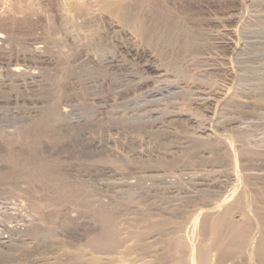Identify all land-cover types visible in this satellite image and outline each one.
<instances>
[{"label": "rangeland", "instance_id": "rangeland-1", "mask_svg": "<svg viewBox=\"0 0 264 264\" xmlns=\"http://www.w3.org/2000/svg\"><path fill=\"white\" fill-rule=\"evenodd\" d=\"M137 1L130 3L134 14L154 25L145 11L135 10ZM151 2L155 13L167 14L178 27L218 30L219 40L211 39L205 51L220 63L215 72L194 65L181 49L162 43L149 48L121 27L114 11L90 1L85 8L92 22L69 36L54 0H5L18 24L14 29L8 14L0 15V31L16 37L0 55V264H202V253L205 264H264V0ZM232 29L238 30L242 52L231 53L227 46ZM89 32L95 35L86 45ZM48 37L59 42L49 43ZM145 48L153 50V58ZM173 62L181 65L173 86L182 90V96H173L183 101L168 95L167 84L156 83V64L177 73ZM7 64L40 76L8 81ZM199 78L207 86L193 82ZM132 80L144 85L137 88ZM200 87L209 93L204 98L210 109L193 101L203 92ZM151 88L164 91L154 95ZM223 96H237L241 106L226 108ZM52 105L67 114L49 125L43 117ZM34 126L38 138L30 131ZM193 133L214 142V149L181 153ZM243 136L250 140L247 146ZM14 160H25L24 168ZM36 160L45 167L42 173ZM215 205L219 208L212 211ZM39 218L44 231L38 240L25 236L28 224ZM212 226H217L213 232Z\"/></svg>", "mask_w": 264, "mask_h": 264}, {"label": "bare ground", "instance_id": "bare-ground-1", "mask_svg": "<svg viewBox=\"0 0 264 264\" xmlns=\"http://www.w3.org/2000/svg\"><path fill=\"white\" fill-rule=\"evenodd\" d=\"M41 0H28V2L29 3H31V4H37V3H39ZM55 1V6H56V11H57V14H58V16H59V18H60V20H61V26H62V28H63V30L64 31H66L67 32V34L69 35V36H76V35H78V34H80V31H81V28H83V26H85V25H87V24H90L91 22H92V17L90 16V13L88 12V10L85 8V3L86 2H88V1H90V3H93V4H95L97 7H104V8H106V9H110V10H112V11H114V13H116V16H117V20H118V22H119V24L121 25V27H124V28H129L130 30H133L134 31V34H136L137 35V37H139V38H141L142 40H144L146 43H147V46L150 48V47H154L157 43H162L163 44V46H166V47H171V48H178V50L179 49H181V51H182V53H188V55L190 54V56H188V57H190V60L194 63V65H195V63H201V64H199V65H201V66H206L207 68H208V70H210V71H214L216 68H214V67H216V65L217 64H220V63H216V59L214 58L215 57V55H214V57L213 56H210L211 54H212V52H211V54H205V51H208V48L207 47H209V45L211 46V44L209 43L210 42V40L211 39H213L212 40V43H213V41L215 40V39H218L219 40V35H218V33H217V35H215L216 34V32L218 31H216L215 32V34H214V32L212 33V32H207V31H199V30H197L196 28H194V27H188V26H186V25H181L180 27H178V25H179V23H176V22H171L170 21V18H169V16L167 15V14H165V13H155L154 11H153V6H152V2H151V0H138L137 2H136V6H135V10H142V11H145L147 14H145V17H148L151 21H153L154 22V25H149L147 22V24L145 23V20L144 19H142L141 17H138V14H134V9L131 7V5H130V3H131V1L132 0H86L85 2L84 1H80V2H77L76 0H54ZM235 1V0H234ZM261 1V0H260ZM249 2V1H248ZM252 3H254V2H252ZM255 3H256V1H255ZM10 10L6 7V4H5V0H0V15H6L7 16V14H8V18L12 21V27H14V29H15V27H16V25L18 24L17 23V17H15V16H12V15H10V12H9ZM245 11V10H244ZM255 11V10H254ZM257 11V10H256ZM241 12V11H240ZM258 13V12H257ZM236 14V13H235ZM230 15H232V14H230ZM237 16L239 15L238 13L236 14ZM258 15V14H257ZM241 16V15H240ZM255 16V15H254ZM5 17V16H4ZM228 17H229V15H228ZM228 17H227V21H228ZM239 17V16H238ZM238 17H236L234 14H233V16H232V18H234V19H238ZM231 18V17H230ZM239 18H241V21H242V19L244 18H242V17H239ZM247 18V17H246ZM220 19V18H219ZM226 19V18H225ZM245 19V18H244ZM243 19V20H244ZM218 20V19H217ZM216 20V22H214V23H217L218 21ZM222 20H224V19H222ZM239 20V19H238ZM263 20V19H262ZM30 21H31V19H29V18H26L24 21H23V27H29V25L31 24L30 23ZM221 21V20H220ZM226 21V20H225ZM230 21V20H229ZM236 21V23H237V20H235ZM247 21V20H246ZM251 21V20H250ZM33 23V22H32ZM219 23V22H218ZM239 23V22H238ZM244 23H246V22H244ZM247 23H248V21H247ZM242 24V23H241ZM242 25H247V24H242ZM257 25V24H256ZM19 26V25H18ZM222 26V25H221ZM237 26H238V24H237ZM237 26L236 27H234V28H237ZM243 26V27H244ZM22 27V26H21ZM239 27V26H238ZM20 28V27H19ZM229 28H231V27H229ZM242 28V27H241ZM16 29H17V27H16ZM225 29H226V27H225ZM228 30V29H227ZM239 30H240V28H239ZM15 31V30H14ZM93 31V30H92ZM224 31H226V30H224ZM23 32V31H22ZM65 32V33H66ZM227 32V31H226ZM240 33H241V31H240ZM15 34V33H14ZM14 34H12V35H14ZM219 34H221V33H219ZM227 34H228V36L230 37V41L228 40V39H225V41L226 40H228L229 41V43H227V46L229 47V49H230V51H232L231 53H234V52H237L240 48L238 47V38H237V36H238V30L237 29H232V30H229L228 32H227ZM226 34V35H227ZM242 34V33H241ZM249 34V33H248ZM253 34V33H252ZM93 35H95V32H89V34H88V36L85 38V43L84 44H86V45H89V44H92V39H93ZM222 36V35H221ZM226 37V36H225ZM224 37V38H225ZM228 37V38H229ZM223 38V37H222ZM222 38L220 39V40H222ZM223 38V39H224ZM245 38V37H244ZM16 39V37H15V35L14 36H12L11 37V35H9L8 36V34H6V33H4V32H2V31H0V55L1 54H3L5 51H4V48H3V45L5 44V43H7V42H9L10 40H15ZM240 39V38H239ZM32 40H34V39H32ZM42 40V39H41ZM48 41L47 42H49V43H56V42H59V40L56 38V37H48V39H47ZM257 40V39H256ZM143 41V42H144ZM26 42V41H25ZM41 42V41H40ZM39 42V43H40ZM154 42H155V44H154ZM180 42V43H179ZM219 42V41H218ZM250 42V41H249ZM224 43V42H223ZM222 43V44H223ZM226 43H224V44H226ZM246 43V42H245ZM252 43V42H251ZM36 44H37V42H36ZM142 44V43H141ZM154 44V45H153ZM221 44V43H220ZM258 44V43H257ZM6 45V44H5ZM85 45V46H86ZM240 45V44H239ZM246 45V44H245ZM256 45V44H255ZM37 46V45H36ZM217 46V45H216ZM248 46V45H247ZM120 48V47H119ZM152 48H151V50H152ZM35 49H37L36 51H38L37 53L39 54L40 52V50H38L39 48H38V46H37V48H35ZM40 49H41V47H40ZM209 49H211L210 47H209ZM225 49H227V48H225ZM242 49H244V46H243V48ZM145 50L147 51V49L145 48ZM150 50V49H149ZM241 50V49H240ZM143 51H144V49H143ZM210 51V50H209ZM229 51V50H228ZM243 50H241V52H242ZM149 54H148V56H146V57H149L150 59L151 58H153L152 56H154L152 53H154L153 52V50L151 51V52H149V51H147ZM156 52V51H155ZM180 52V51H179ZM240 52V51H239ZM240 52V53H241ZM34 53V52H33ZM36 53V54H37ZM42 53V52H41ZM138 53V52H137ZM140 53V52H139ZM143 53H146L145 51L143 52ZM142 53V54H143ZM210 53V52H209ZM32 54V53H31ZM254 54V53H253ZM30 55V54H29ZM34 55V54H33ZM137 55H139V54H137ZM140 55H141V53H140ZM155 55H156V53H155ZM185 55V54H184ZM184 55H183V57H184ZM205 55V56H204ZM230 55V54H229ZM233 55H238V54H233ZM37 56V55H36ZM41 56V55H40ZM220 56V55H219ZM1 57V56H0ZM94 57V56H93ZM141 57V56H140ZM230 57V56H229ZM235 56H233V58H234ZM185 58V60H186V57H184ZM220 58V57H219ZM222 59L220 60V61H222V60H224V58L223 57H221ZM188 59V58H187ZM184 60V61H185ZM189 60V59H188ZM190 60H189V62L188 63H190L191 64V62H190ZM228 60V61H227ZM226 61H227V64H229V60H231L230 58L229 59H227ZM147 61V60H146ZM156 61V60H155ZM183 61V60H182ZM183 61V62H184ZM8 63H10V62H8ZM149 63V62H148ZM147 63V64H148ZM151 63V62H150ZM156 63V62H155ZM174 63V62H173ZM187 63V62H186ZM185 63V64H186ZM224 63V62H223ZM231 64H233V63H235V62H230ZM146 63L144 64V65H147ZM163 64V63H162ZM177 63H174V64H170V65H173V69L174 70H176L177 71V73L176 72H174L173 70H171V74L169 73V71H170V69L168 70V71H166L165 69H162L161 67H157V64H156V68H154V71H156V72H158L159 73V75L158 76H156L157 78V80L156 79H154V80H156V81H154V82H156V83H159V81L160 82H162V83H164L165 84V86H166V84H167V88H165L166 90H172V91H170L169 93H168V95L170 94V95H178V93H180V92H178L179 91V89L180 88H174V86H176V85H174L173 86V83H174V80H176L177 81V78L175 79V77H176V74L177 75H179V77H181V74H179V66L181 67V65H176ZM180 64V63H179ZM182 64H184V63H182ZM185 64H184V66H185ZM226 64V65H227ZM230 64V65H231ZM9 65V66H8ZM149 65V64H148ZM147 65V66H148ZM159 65V64H158ZM168 65V64H167ZM169 65V66H170ZM192 65V64H191ZM221 65H225V64H221ZM220 65V66H221ZM230 65H228V68H229V66ZM234 65V64H233ZM233 65H232V67H233ZM241 65V64H240ZM7 66H8V68H6L4 71H5V77H6V79L8 80V81H16L17 83L18 82H20V81H25V80H32V79H36V78H38L40 75H39V72H36V71H32V70H30V69H26V68H22V67H20L19 66V64L18 65H16V64H7ZM24 66V65H23ZM153 66V65H152ZM160 66H162V65H160ZM183 66V65H182ZM188 65L186 64V67H187ZM190 66V65H189ZM188 66V67H189ZM193 66V65H192ZM196 66H197V64H196ZM125 67V66H124ZM140 67V66H139ZM154 67H155V65H154ZM163 67V66H162ZM165 67V66H164ZM191 67V66H190ZM189 67V68H190ZM197 67H199V66H197ZM197 67H195V70H197V69H200V67L199 68H197ZM231 67V66H230ZM129 68V67H128ZM149 68V67H148ZM168 68V67H167ZM188 68V69H189ZM194 68V67H193ZM197 68V69H196ZM221 68H225V67H222L221 66ZM227 68V67H226ZM133 69V68H132ZM150 69V68H149ZM183 69V68H182ZM187 69V68H186ZM206 69V68H205ZM204 69V70H205ZM220 69V68H219ZM233 69V68H232ZM232 69H230V70H232ZM239 69H241V68H239ZM238 69V70H239ZM39 70V69H38ZM181 70V69H180ZM202 70V69H201ZM207 70V69H206ZM206 70H205V72H206ZM207 70V71H208ZM224 70V69H223ZM228 70V69H227ZM234 70H235V68H234ZM40 71V70H39ZM209 71V72H210ZM219 71V70H218ZM175 74H174V73ZM194 72V71H193ZM202 72H204V71H202ZM205 72H204V74H205ZM215 72V71H214ZM243 72V71H242ZM172 73H173V75H172ZM182 73V72H181ZM185 73V72H184ZM183 73V74H184ZM187 73V72H186ZM188 73H190V72H188ZM187 73V74H188ZM194 73H196V72H194ZM201 73V72H200ZM199 72H198V74H200ZM230 72H228V74H229ZM236 73V72H235ZM235 73L233 74L232 73V76H234L235 75ZM239 73H240V71H239ZM135 74V73H134ZM134 74H133V76H134ZM143 74V73H142ZM156 74V73H155ZM182 74V75H183ZM197 74V73H196ZM213 73H211V75H212ZM241 74V73H240ZM139 75V74H138ZM102 76V75H101ZM127 76V75H126ZM132 76V75H131ZM184 76V75H183ZM197 76V78H198V75H196ZM236 76L237 75H235V78H236ZM239 76V75H238ZM123 77V76H122ZM134 77H137V76H134ZM142 77H146V76H142ZM154 78H155V76H153ZM133 78V77H132ZM131 77H130V79H132ZM138 78H141L140 76L139 77H137V79ZM147 78V77H146ZM185 78V77H184ZM188 78H190L191 80H192V78L193 79H195V76L193 75V74H188ZM201 78H202V76H201ZM204 78V77H203ZM234 78V77H233ZM234 78V79H235ZM136 79V78H135ZM200 79V78H199ZM198 79V81H197V79L196 80H193V82L196 84V83H198V84H200V86H202V85H205L204 84V82H201L202 80L200 79L199 80ZM142 80H143V78H142ZM191 80H189L188 79V84L190 83V85H191ZM204 80V79H203ZM134 80H132L131 82H133ZM136 81V80H135ZM143 81H145V80H143ZM129 80H128V83L127 84H129ZM146 82H147V80H146ZM182 82H183V80H182ZM186 82H187V80H186ZM192 82V83H193ZM208 82V81H207ZM94 83V82H93ZM133 83H136V85H137V88H139L138 86H143L142 85V81H140V80H138V81H136V82H133ZM133 83H132V85H133ZM149 83V82H148ZM152 83V87H153V89H154V87H156V86H154V84H156V83H154L153 84V82H151ZM177 84H178V82H176ZM175 83V84H176ZM184 83H185V80H184ZM160 84V83H159ZM187 84V85H188ZM194 84V85H195ZM197 84V85H198ZM4 85V84H3ZM16 85V84H15ZM18 85H20V84H18ZM42 85V84H41ZM158 85V84H157ZM10 86V85H9ZM8 86V87H9ZM12 86H14V85H11V87ZM131 86V85H130ZM165 86H163V87H165ZM205 86H207V85H205ZM214 86V85H213ZM260 86V85H259ZM258 85H257V88L259 87ZM127 87V86H126ZM134 87V86H133ZM136 87V86H135ZM144 87H146V85L144 86ZM161 87V86H160ZM190 87V86H189ZM189 87L187 88V86H186V90H188L189 89ZM193 87V86H192ZM197 87H199V86H197ZM255 87H256V85H255ZM255 87H253V88H255ZM162 88V87H161ZM194 88V87H193ZM201 88H203V87H200V89ZM207 88V87H206ZM257 88L255 89V90H257ZM13 89V88H12ZM134 89H136V88H134ZM140 89H142L141 87H140ZM145 89V88H144ZM155 89H160L159 88V85H158V87H156ZM210 89V88H209ZM133 90V89H132ZM138 90V89H137ZM146 90H147V88H146ZM145 90V92H148V91H146ZM165 90V91H166ZM204 90V88L202 89V91ZM254 90V89H253ZM127 91H128V89H127ZM139 91V90H138ZM141 91V90H140ZM149 91H151L152 93H155L154 95H158L159 93H162L163 91H164V89L163 90H156V92H154V90L152 91V88H151V90L149 89ZM251 91V90H250ZM257 91H259V89L257 90ZM123 92H125V90L123 91ZM144 92V93H145ZM184 92V91H183ZM189 92H190V90H189ZM189 92H188V95H189ZM194 92V91H193ZM195 92H197V90L195 91ZM204 92V91H203ZM203 92H201V91H198L197 92V99L195 100H193L194 101V103H196L195 101H197V103L198 102H200V106H205V107H207V105H208V101L209 100H207V98H204L205 96H208L207 95V93H203ZM254 92V91H253ZM130 93V92H129ZM150 93V92H149ZM149 93H147L148 95H149ZM187 93V92H186ZM213 93V92H212ZM259 92H257V93H253V94H258ZM138 94V93H137ZM167 94V93H166ZM190 94H191V92H190ZM195 94V93H194ZM193 94V95H194ZM204 94H206L205 96H204ZM209 94V93H208ZM218 94V93H217ZM228 94V93H227ZM263 94V93H262ZM143 95V94H142ZM160 95V94H159ZM162 95V94H161ZM160 95V96H161ZM168 95H167V97H168ZM169 95V96H170ZM180 95H181V93H180ZM186 95V94H185ZM192 95V94H191ZM231 95V94H230ZM147 96V95H146ZM182 96V95H181ZM183 96H184V94H183ZM226 96V95H225ZM164 97H165V95H164ZM173 97H175V98H179L180 100H182L180 97H177V96H173ZM186 97V96H185ZM224 97V96H223ZM222 97V98H223ZM233 97H235V96H233ZM233 97H229L228 99H226V97H224V99H225V102H224V100H223V102H224V105H226V108H227V106H230L231 107V109H232V107H237V105L238 106H241L240 105V103H238V101L237 100H235ZM237 97V96H236ZM235 97V98H236ZM98 98V97H97ZM153 98V97H152ZM174 98V100H177V99H175ZM190 98V97H189ZM160 99V98H159ZM166 99V98H165ZM170 99H171V97H170ZM190 99H193V98H190ZM103 100V99H102ZM141 100V99H140ZM152 100V99H151ZM179 100V101H180ZM221 100V99H220ZM240 100V99H239ZM155 101V100H154ZM153 101V102H154ZM172 101H173V98H172ZM183 101V100H182ZM191 101V100H190ZM219 101V100H218ZM175 102V101H174ZM210 102V101H209ZM222 102V103H223ZM240 102V101H239ZM162 103V102H161ZM191 103V102H190ZM193 103V102H192ZM115 104V103H114ZM122 104V103H121ZM137 104V103H136ZM155 104V103H154ZM162 104H164V103H162ZM127 105V104H126ZM158 105V104H157ZM171 105V104H170ZM177 105V104H176ZM196 105H198V104H196ZM211 105V104H210ZM222 105V104H221ZM245 105V104H244ZM35 106V105H34ZM33 106V107H34ZM135 106V105H134ZM148 106V105H147ZM212 106V105H211ZM216 106H217V104H216ZM216 106H214V107H216ZM8 107V106H7ZM138 107H139V105H138ZM169 107V106H168ZM205 107H203V110L205 109ZM210 107V106H209ZM222 107V106H221ZM229 107V108H230ZM143 108V107H142ZM208 108V107H207ZM224 108V107H223ZM238 108V107H237ZM241 108V107H240ZM18 109V108H17ZM68 109V108H67ZM149 109V108H148ZM199 109V108H198ZM197 109V110H198ZM208 109H210V108H208ZM230 109V110H231ZM235 109V108H234ZM6 110V109H5ZM16 110V109H15ZM129 110V109H128ZM165 110V109H164ZM212 110V109H211ZM130 111V110H129ZM158 111V110H157ZM205 111H207V109H205ZM222 111V110H221ZM177 112V111H176ZM207 112H209V111H207ZM151 113V112H150ZM163 113V112H162ZM166 113V112H165ZM184 113V112H183ZM66 114H67V110H65V109H63L62 107L60 108V106H57V105H52V106H50L49 108H48V110L46 111V114H45V117H43V123L44 122H46L47 124H54V123H57V122H59V121H61L62 120V118H64L65 116H66ZM159 115V114H158ZM170 115V114H169ZM173 115V114H172ZM182 116H183V114H181ZM180 114H177L176 115V117H178L177 119H180V116H181ZM144 116V115H143ZM157 116V115H156ZM186 116V115H185ZM215 116V115H214ZM218 116V115H217ZM171 117V116H170ZM222 117V116H221ZM32 118V117H31ZM122 118V117H121ZM120 118V119H121ZM168 118V117H167ZM174 118V117H173ZM195 119H196V117H194ZM198 118V117H197ZM23 119V118H22ZM41 119H42V117H41ZM125 118H122V121H125L124 120ZM191 119V118H190ZM7 120V119H6ZM117 120V119H116ZM129 120V119H128ZM153 121H155L154 119H152ZM192 120V122H194L193 120L194 119H191ZM197 120V119H196ZM141 121V120H140ZM149 121V120H148ZM173 120H171V122H172ZM179 121V120H178ZM200 121V120H199ZM13 122V121H12ZM162 122V121H161ZM197 122V121H196ZM41 123V122H40ZM39 123V124H40ZM135 123V122H134ZM19 125V124H18ZM41 125V124H40ZM162 125V124H161ZM44 127V126H43ZM201 128V127H200ZM30 131H32V134H33V132L34 133H36L37 135H35V136H37V138L40 136L39 135V133L38 132H35V131H37L36 129V127L34 126V127H30ZM29 131V132H30ZM228 131V130H227ZM196 132V131H195ZM199 132V131H198ZM11 133V132H10ZM200 133V132H199ZM43 134V133H42ZM201 134V133H200ZM220 135V134H219ZM224 137V136H223ZM187 138V142L189 143V145L187 146V147H183L182 149H184L183 150V152H181V153H188L189 154V151H191V150H195V149H199L200 147H202L203 149H201L202 151H204L205 149L204 148H206V147H209L208 148V150H210V146H212L213 145V143L212 142H210V141H208L207 139H205V138H203L201 135H197L196 133L194 134L193 133V135H190V136H188V137H186ZM224 139V138H223ZM244 143H242V145L244 144V145H248V141H250V140H248L245 136H243L242 138H240ZM227 140V139H226ZM250 144V143H249ZM215 145V144H214ZM245 146V147H246ZM172 147V146H171ZM192 148V149H191ZM193 148H195V149H193ZM212 148L214 149V147L212 146ZM181 149V148H180ZM247 149H248V147H247ZM200 150V149H199ZM168 151V150H167ZM205 151H207V150H205ZM164 153V152H163ZM169 155H171V154H169ZM32 156V155H31ZM30 156V157H31ZM10 159H11V157H10ZM13 159V158H12ZM33 159V158H32ZM9 160V159H8ZM31 160V159H30ZM34 160V159H33ZM13 161V160H12ZM36 161H38V160H36ZM39 162V161H38ZM33 163V162H32ZM40 163V162H39ZM39 163H36V164H38V166H37V170L38 171H41L40 173H42V169H43V167H44V165H42L41 163L39 164ZM14 166H16V167H19V168H21L22 166H25V164H26V162H25V160H14V163H12ZM21 166V167H20ZM34 167V166H33ZM32 167V168H33ZM22 168H24V167H22ZM28 168H30V167H28ZM35 168V167H34ZM33 168V169H34ZM45 168V167H44ZM9 169V168H8ZM26 169V168H25ZM22 170V169H21ZM21 170H20V172H21ZM36 170V168H35V171H33V172H36L37 171ZM43 170H45V169H43ZM22 171H24V169L22 170ZM30 172V171H29ZM28 172V173H29ZM27 173V172H26ZM32 173V172H31ZM21 174H22V172H21ZM35 174V173H34ZM33 174V176H35ZM37 175L39 174V172L38 173H36ZM44 174V173H43ZM27 176H30L29 174H26ZM36 175V176H37ZM42 175V174H41ZM45 175V174H44ZM22 176V175H21ZM25 176V175H24ZM32 176V177H33ZM35 176V177H36ZM10 177H12V176H10ZM9 177V178H10ZM39 177V176H38ZM42 177H44L43 175H42ZM42 177H41V179H42ZM40 178V177H39ZM24 180V179H23ZM13 182V181H12ZM15 182V181H14ZM32 182V181H31ZM24 192V191H23ZM16 194V193H15ZM27 194V193H26ZM23 195V194H22ZM1 197V196H0ZM19 198V197H18ZM226 200V199H225ZM7 201V200H6ZM25 201V200H24ZM23 201V202H24ZM31 202V201H30ZM26 203V202H25ZM21 204V203H20ZM27 204V203H26ZM173 205V204H172ZM217 205H219V206H221L219 203L217 204ZM31 207V206H30ZM33 207V206H32ZM216 205L214 206V207H212V211L214 210V209H217V208H219V207H216ZM1 208V207H0ZM16 208V207H15ZM204 211V210H203ZM216 211V210H215ZM34 212V211H33ZM208 212V211H207ZM206 212V213H207ZM18 213V212H17ZM35 213V212H34ZM227 214V213H226ZM4 215V214H3ZM199 215V214H198ZM198 215H196V217L198 216ZM14 218V217H13ZM30 218V217H29ZM194 219H198V218H194ZM224 219V218H223ZM5 220V219H4ZM30 220V219H29ZM222 220V219H221ZM194 221V220H193ZM215 223V222H214ZM3 224V223H2ZM14 224V223H13ZM28 224V223H27ZM193 224H196L195 223V221H194V223ZM192 224V225H193ZM216 224V223H215ZM219 224V223H218ZM213 225V224H212ZM217 225V224H216ZM27 226V225H26ZM195 226V225H194ZM207 227V226H206ZM217 227V226H216ZM216 227L215 226H212V228H211V230H212V232L213 231H215L216 230ZM7 229V228H6ZM5 229V230H6ZM21 229V228H20ZM19 230V229H18ZM26 230V232H25V236H28V237H30V238H34V239H36L37 237H40V235H41V233H42V230H43V223H42V220L39 218V219H35V221L34 222H31V223H29L28 224V226H27V229H25ZM208 230H209V232L211 231L210 230V228H208ZM44 231V230H43ZM3 233V232H2ZM17 233V232H16ZM4 234V233H3ZM5 235V234H4ZM19 235V234H18ZM7 236V235H6ZM5 237V236H4ZM27 237V238H28ZM42 238V237H41ZM20 240V239H19ZM26 240V239H25ZM37 240H38V238H37ZM21 242H22V240H20ZM182 241V240H181ZM2 242V241H1ZM8 242V241H7ZM35 242V241H34ZM4 245V244H3ZM19 245V244H18ZM191 245V244H190ZM21 247V246H20ZM23 247V246H22ZM30 248V247H29ZM191 251L193 252V247H191L190 248V250H189V252L191 253ZM2 256V255H1ZM13 256V255H12ZM205 256V254L204 253H202V254H200V259L202 260V264H205V261H204V257Z\"/></svg>", "mask_w": 264, "mask_h": 264}]
</instances>
